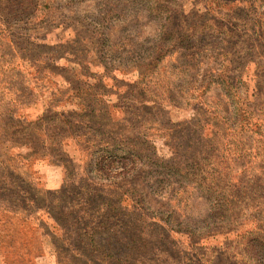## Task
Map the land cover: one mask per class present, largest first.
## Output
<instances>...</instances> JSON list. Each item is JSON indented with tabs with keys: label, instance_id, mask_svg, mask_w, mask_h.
Here are the masks:
<instances>
[{
	"label": "rangeland",
	"instance_id": "374dc122",
	"mask_svg": "<svg viewBox=\"0 0 264 264\" xmlns=\"http://www.w3.org/2000/svg\"><path fill=\"white\" fill-rule=\"evenodd\" d=\"M0 264H264V0H0Z\"/></svg>",
	"mask_w": 264,
	"mask_h": 264
},
{
	"label": "trees",
	"instance_id": "16d2710c",
	"mask_svg": "<svg viewBox=\"0 0 264 264\" xmlns=\"http://www.w3.org/2000/svg\"><path fill=\"white\" fill-rule=\"evenodd\" d=\"M100 224L102 225V221H100Z\"/></svg>",
	"mask_w": 264,
	"mask_h": 264
}]
</instances>
